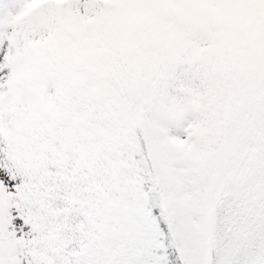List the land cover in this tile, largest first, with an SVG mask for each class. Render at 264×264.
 Instances as JSON below:
<instances>
[{"label": "snow or ice", "instance_id": "obj_1", "mask_svg": "<svg viewBox=\"0 0 264 264\" xmlns=\"http://www.w3.org/2000/svg\"><path fill=\"white\" fill-rule=\"evenodd\" d=\"M0 264H264V0H0Z\"/></svg>", "mask_w": 264, "mask_h": 264}]
</instances>
